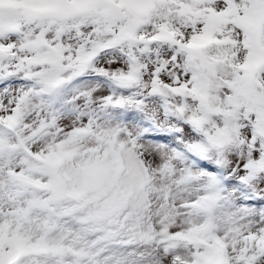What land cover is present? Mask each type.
Wrapping results in <instances>:
<instances>
[{
	"label": "snow or ice",
	"instance_id": "snow-or-ice-1",
	"mask_svg": "<svg viewBox=\"0 0 264 264\" xmlns=\"http://www.w3.org/2000/svg\"><path fill=\"white\" fill-rule=\"evenodd\" d=\"M0 264H264V0H0Z\"/></svg>",
	"mask_w": 264,
	"mask_h": 264
}]
</instances>
